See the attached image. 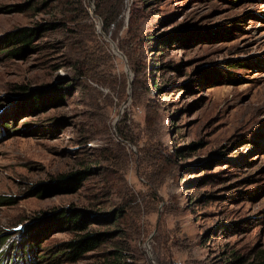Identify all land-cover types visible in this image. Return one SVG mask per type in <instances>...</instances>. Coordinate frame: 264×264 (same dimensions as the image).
Returning a JSON list of instances; mask_svg holds the SVG:
<instances>
[{"label":"rangeland","instance_id":"rangeland-1","mask_svg":"<svg viewBox=\"0 0 264 264\" xmlns=\"http://www.w3.org/2000/svg\"><path fill=\"white\" fill-rule=\"evenodd\" d=\"M95 10L0 0V264H256L264 0H125L110 31ZM72 208L111 235L75 262Z\"/></svg>","mask_w":264,"mask_h":264},{"label":"trees","instance_id":"trees-1","mask_svg":"<svg viewBox=\"0 0 264 264\" xmlns=\"http://www.w3.org/2000/svg\"><path fill=\"white\" fill-rule=\"evenodd\" d=\"M95 4V11L103 19L105 30L110 31L119 22L123 14L125 0H95ZM49 24L57 25L56 22ZM38 32L37 28L29 26L10 31L7 36V43L11 45L19 44L18 47L11 49V53L20 54L29 49ZM86 171L88 170L61 175L57 179L56 185L65 188L70 186L74 181H82L83 178L87 177ZM68 179H70V182L65 183ZM78 189L80 187H77ZM72 211V213H67L66 210H60L58 217L77 232L72 239L65 243L67 248L66 257L69 261L75 262L86 253L98 250L107 241L108 236L111 235L91 231L90 227L92 223L88 222L84 210L72 208ZM117 212L118 216L122 212V209H118ZM111 257V259H105L103 264H129L125 260V256L121 250H114ZM256 264H264V252L259 256Z\"/></svg>","mask_w":264,"mask_h":264},{"label":"water","instance_id":"water-1","mask_svg":"<svg viewBox=\"0 0 264 264\" xmlns=\"http://www.w3.org/2000/svg\"><path fill=\"white\" fill-rule=\"evenodd\" d=\"M165 264H180L179 262L175 261V260H171L170 262L168 263H165Z\"/></svg>","mask_w":264,"mask_h":264}]
</instances>
